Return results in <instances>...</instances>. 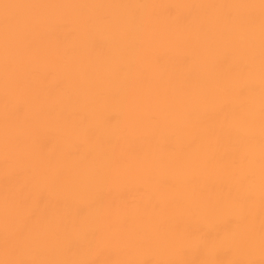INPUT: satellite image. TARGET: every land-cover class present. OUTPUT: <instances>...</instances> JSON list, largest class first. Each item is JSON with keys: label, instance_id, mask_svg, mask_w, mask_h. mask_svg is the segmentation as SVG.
<instances>
[{"label": "bare ground", "instance_id": "6f19581e", "mask_svg": "<svg viewBox=\"0 0 264 264\" xmlns=\"http://www.w3.org/2000/svg\"><path fill=\"white\" fill-rule=\"evenodd\" d=\"M0 264H264V0H0Z\"/></svg>", "mask_w": 264, "mask_h": 264}]
</instances>
